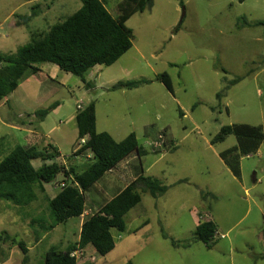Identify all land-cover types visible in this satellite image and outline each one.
I'll list each match as a JSON object with an SVG mask.
<instances>
[{
	"label": "rangeland",
	"instance_id": "374dc122",
	"mask_svg": "<svg viewBox=\"0 0 264 264\" xmlns=\"http://www.w3.org/2000/svg\"><path fill=\"white\" fill-rule=\"evenodd\" d=\"M101 2L112 17L119 16L123 0ZM182 2L153 0L150 10L133 14L125 23L132 47L113 65L87 72L90 86L52 64H41L38 75L20 82L0 103V160L14 146L24 145L16 139L24 133L11 126L31 132L38 126L39 147L55 142L59 162L64 160L68 170L77 130L67 120L77 105L94 102L99 131L111 133L116 142L133 133L146 151L139 159L134 156L136 174L168 186L155 199L141 195L124 217L125 232H112L110 253L100 256L87 246L76 264H264V139L258 153L240 160L239 178L219 157L236 144L234 136L210 144L221 127L232 124L260 126L264 135V0ZM80 7L79 0H0V54H16L31 33H45ZM25 16L31 21L16 25L17 17ZM236 78L240 80L230 84ZM137 80L149 83L133 90L100 89ZM50 106L45 119H35V111ZM79 157L83 167L91 159L88 153ZM62 180L58 175L46 187ZM101 183L85 192L82 218L48 232L42 228L50 223L43 193L37 191V200L23 207L0 200V264H21L19 243L27 250V264H42L50 248L64 250L75 243L82 220L100 208L95 202ZM143 221L147 223L134 231ZM197 221H212L225 234L214 240L215 251L193 241L182 247L193 238Z\"/></svg>",
	"mask_w": 264,
	"mask_h": 264
},
{
	"label": "trees",
	"instance_id": "16d2710c",
	"mask_svg": "<svg viewBox=\"0 0 264 264\" xmlns=\"http://www.w3.org/2000/svg\"><path fill=\"white\" fill-rule=\"evenodd\" d=\"M79 1L81 7L65 20L52 25L45 33H31L29 42L19 47L16 54H0V101L7 98L20 82L38 73L41 64H52L63 72L79 77L85 83L84 75L92 68L109 67L130 50L132 36L125 23L133 14L150 10L153 3V0H123L120 14L114 18L101 0ZM178 1L183 5L182 0ZM237 1L242 3L244 0ZM29 18L24 17L23 23L28 22ZM162 78L164 79V76H161ZM239 80L240 78H236L230 84ZM148 83L146 80L119 82L108 90H133ZM85 86L90 84L85 83ZM220 97V92L215 95L217 100ZM54 105L56 103L52 104ZM52 106L35 111L33 116L42 121L52 110ZM75 123L76 147L79 146L81 139L86 140L70 158H67L68 170L64 167L65 163L57 161L59 153L52 145L40 150L35 146L24 148L16 145L0 160V200L14 205L22 207L29 205L36 200L37 191L43 193L44 184L53 183L58 175L63 176L60 182L65 186L58 187V193L47 202L50 223L42 227L47 232L83 214L85 192L106 172L116 168L120 161L131 154L140 158L146 153L138 145L133 133L116 142L108 133L97 132L94 102L77 111ZM229 135L234 136L236 144L220 152L219 157L232 175L239 178L240 160L257 153L264 135L260 126L232 124L221 127L211 138L210 144L223 142ZM83 153L90 154L91 159L84 167H79L72 160ZM35 159L41 160L39 167L32 165ZM139 174L96 213L83 221L75 243L64 250L50 248L45 253L42 264H76V258L70 254L87 246H91L100 256L110 253L115 247L112 232H125L124 217L140 203L141 195L148 193L155 199L168 190V186L157 178ZM215 234L216 227L212 221L200 222L195 227L193 238L183 242L182 247L193 241L200 242L210 249ZM162 237L169 239L166 234ZM170 244L173 247L178 246L177 242L172 240ZM17 245L24 254L21 264H27V250L22 244Z\"/></svg>",
	"mask_w": 264,
	"mask_h": 264
},
{
	"label": "crops",
	"instance_id": "0c3cea01",
	"mask_svg": "<svg viewBox=\"0 0 264 264\" xmlns=\"http://www.w3.org/2000/svg\"><path fill=\"white\" fill-rule=\"evenodd\" d=\"M27 4V3H26ZM12 16H16L15 14L14 15H12ZM25 17H28V16H25ZM36 17V16H35ZM23 18L24 17H17V23H16V25H18V26H20V25H22L23 24ZM31 21V20H30ZM30 21H28V22H30ZM40 70H39V72L38 73H40L41 72V68H39ZM38 73H36L35 74V76L36 75H38ZM34 76V75H33ZM96 79H98V75H96ZM100 85H102V84H100ZM96 88V87H95ZM100 89L102 90H108V88L106 87H100ZM92 90V89H91ZM5 100H7V98H5L4 100H2V101H0V103L1 102H3V101H5ZM7 102V101H6ZM56 103V102H55ZM86 106V105H85ZM85 106H80L81 107V109L82 108H84ZM76 113H77V109L75 110V112H74V114H73V116H71V117H69L68 118V120L67 121H73L74 122V125H75V127H76V123H75V116H76ZM95 116H96V108H95ZM47 117V116H46ZM45 117V118H46ZM44 118V119H45ZM7 127H8V125H6ZM97 118H96V130H97V132H105V131H99L98 129H97ZM13 129H15V130H17V131H20L21 133L23 132L24 133V136H20V137H16V139H18L19 141H24V145H20V146H22V147H24V148H29V147H32V146H35L37 149H43V148H45L47 145H52L53 147H55L56 149H57V151H58V153H59V157L57 158V161H59V159H60V150H59V148H58V145L55 143V142H53V143H48V142H46L44 145H40V147H39V145H38V143H40L39 141L41 140V139H39V136H40V134H41V132H38L37 131V129H38V126L35 128L36 130H35V132H31L30 130L29 131H27V130H21L20 129V127L18 128V126H11ZM107 133V132H106ZM110 135H111V133H109ZM112 136V135H111ZM112 138H113V136H112ZM115 139V138H114ZM113 139V140H114ZM116 140V139H115ZM114 140V141H115ZM121 140H123V139H121ZM120 140V141H121ZM170 142L171 141H173V140H170V139H168ZM167 141V140H166ZM173 143V142H172ZM174 147H175V144L173 145ZM76 149H77V147L75 146V148L72 150V154L76 151ZM224 151V150H223ZM257 153H258V151H257ZM134 156H136V155H133V154H131V155H129L128 157H126L125 159H123L122 161H120L119 163H118V165H117V167L116 168H114V169H112V170H110V171H108V172H106L99 180H97L96 182H95V184L97 183V182H102L101 183V185H100V187H99V192H100V197L98 198L99 200H97L96 202H95V204H99L100 203V207L101 206H103L105 203H107L109 200H111L116 194H118L119 192H121L132 180H134L135 178H137V175L138 174H136V171H138V170H136V167H135V165H133V161H134V159H135V157ZM251 155H248V156H246V158H248V157H250ZM88 157V156H87ZM138 158V157H137ZM139 159V158H138ZM35 160H39L40 162L39 163H37V165H35V167H39L40 165H41V160L40 159H35ZM72 162L74 163V162H76V164H78V166L79 167H81L82 166V163H84V160L81 158V157H79V156H75V157H73V160H72ZM61 163H64V160L61 162ZM33 165V164H32ZM55 184H56V186H54V185H52L51 186V188H47L46 187V185L47 184H44L43 185V194H42V196H43V199L45 200V201H50L52 198H54V196L58 193V190H59V188H58V184L55 182ZM54 189L56 190V192L54 191ZM109 192H117L114 196H108L109 194ZM49 194L51 195V196H49ZM36 200H37V198H36ZM35 200V201H36ZM99 209V208H98ZM86 211V208H84V212ZM84 212H83V214H84ZM83 214L79 217V218H82V216H83ZM83 221L84 220H82V223H83ZM125 221V220H124ZM145 223H147V221H143V222H141L140 224H139V226L137 227V228H135L134 229V231H137L138 229H140L141 227H143L144 225H145ZM82 225V224H81ZM198 225V221L196 222V226ZM125 226H126V223H125ZM195 226V227H196ZM81 227V226H80ZM218 235H223L224 236V238H225V234H219L218 233V230H216V236L214 237V240L216 239L217 240V237L219 238V236ZM169 237V236H168ZM224 238H220V239H224ZM78 240V239H77ZM216 244H217V241H215L214 243H213V245H212V247L211 248H213V249H207L205 246V248L207 249V250H210V251H215L216 250V248H214V247H216Z\"/></svg>",
	"mask_w": 264,
	"mask_h": 264
},
{
	"label": "built area",
	"instance_id": "2783aa9c",
	"mask_svg": "<svg viewBox=\"0 0 264 264\" xmlns=\"http://www.w3.org/2000/svg\"><path fill=\"white\" fill-rule=\"evenodd\" d=\"M76 109H77V111L78 110H81V107L79 106V105H77L76 106ZM162 138V136H159L158 137V139H161ZM85 140H86V138H83V139H81L80 141H79V146L77 147V149L78 148H80V146L82 145V144H84V142H85ZM158 144V143H157ZM156 144V145H157ZM76 149V150H77ZM58 187H64L65 185L63 184V183H58V185H57ZM215 236H216V234H215ZM219 238H224V236L223 235H219ZM80 253V255H82V249H78V250H75L74 252H72L71 254H70V256L71 257H75L76 259L80 256V255H78Z\"/></svg>",
	"mask_w": 264,
	"mask_h": 264
}]
</instances>
